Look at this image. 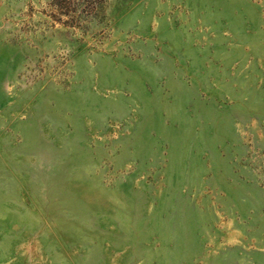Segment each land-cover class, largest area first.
Returning <instances> with one entry per match:
<instances>
[{
	"label": "rangeland",
	"instance_id": "1",
	"mask_svg": "<svg viewBox=\"0 0 264 264\" xmlns=\"http://www.w3.org/2000/svg\"><path fill=\"white\" fill-rule=\"evenodd\" d=\"M0 264H264V0H0Z\"/></svg>",
	"mask_w": 264,
	"mask_h": 264
}]
</instances>
